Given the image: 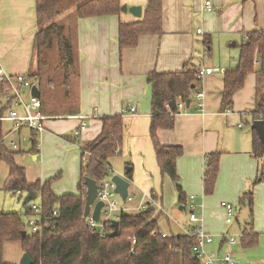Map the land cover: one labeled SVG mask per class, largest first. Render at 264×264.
<instances>
[{"label":"crops","instance_id":"0c3cea01","mask_svg":"<svg viewBox=\"0 0 264 264\" xmlns=\"http://www.w3.org/2000/svg\"><path fill=\"white\" fill-rule=\"evenodd\" d=\"M120 1L127 7L140 6L142 13L147 2ZM161 1V33L142 34L134 48L121 52L118 51L119 23L132 22L142 14L135 17L122 11L119 15L76 18L75 7L59 14L57 17L64 22L65 34L74 46L79 74L72 78L74 88L59 90L61 80L55 83L53 73L45 66L46 73L41 77L48 102L47 108L43 104L45 111L41 112L51 118L44 122V130L33 134L34 131L22 128L16 134L7 135L9 129H5L3 123L8 121H0L1 139L7 137L2 140L10 149H13L11 140L17 141V149H13L17 152L14 160L24 168L28 183L40 181L43 184L59 175L51 185L52 191L56 195L78 194L82 143L100 133L101 117L122 115V111L135 104V114L123 116L122 152L118 155L120 158L115 156L109 160L111 170L115 166V171L126 177V170L131 169L130 186L138 195L142 191H153L162 197L163 203L167 194L168 199L177 203L180 215L186 213L188 196L194 194L198 212L202 221L204 219L202 227L206 233L214 235H211V242L204 244L206 251L232 249L233 262L224 264H264V182L253 188L251 220L248 204L238 202L256 177L259 165V161L250 155L251 125L256 120L253 113L257 100L254 73L246 77L243 87L233 95L231 110L221 109L223 73L236 65L244 33L264 31V0H210L211 11L202 8L206 0ZM37 30L35 0H0V69L11 75L39 72L34 50ZM205 37H209V46L203 44ZM214 54L228 57L222 62L216 61L212 58ZM207 67L218 70L200 78L198 92H202L203 97L191 96L189 107L178 97L174 102V127L157 130V139L162 145L183 149L176 160V171L185 195L181 204L173 182L160 174L156 162L149 135L151 88L146 77L150 72H178L184 68L198 72ZM28 94L24 91L26 99ZM72 108L76 112L71 111ZM0 114H3L1 101ZM77 115L85 116L87 123L78 137L74 135L79 122ZM216 151L221 153L216 186L211 195L203 196L201 202L206 155ZM262 162L264 164V156ZM112 173L108 177H112ZM8 174L7 164L0 160V189H3ZM22 194L26 195L23 192L11 195L20 201ZM23 199L21 211L24 210ZM225 201L236 204L230 217L221 206ZM199 202L203 207H199ZM232 217L235 221H226ZM166 221L171 223L168 217ZM172 224L176 229L184 230L177 233H186L193 225L189 221L185 225L178 224L176 220ZM248 225L258 233L256 246L249 249L241 247V243H228L229 233H241ZM220 234L221 238L218 237ZM238 244L240 247L233 248ZM244 257H248L247 262ZM250 258L253 259L250 261Z\"/></svg>","mask_w":264,"mask_h":264},{"label":"trees","instance_id":"16d2710c","mask_svg":"<svg viewBox=\"0 0 264 264\" xmlns=\"http://www.w3.org/2000/svg\"><path fill=\"white\" fill-rule=\"evenodd\" d=\"M71 7H75L76 18L119 15L122 12L120 0H35L38 30L34 36V50L39 72L29 73L27 76L34 80L41 91L39 97L41 111H45L43 104L47 108V101L43 98L45 95L43 76L41 77L46 73L47 51L53 46L56 47L59 59L56 69L63 78L61 83L65 85V91H70L73 87L72 78L74 75L75 77L79 75L72 41L65 34L63 23L54 20ZM161 14L162 1L147 0L141 18L132 22H120L118 51L134 48L142 34L161 33ZM203 44L210 45L209 37L204 38ZM252 73L256 75L257 98L253 118L261 119L264 113V31L262 30L244 33L239 43L236 65L223 73L222 110H231L233 95L243 87L246 77ZM200 80L196 70L185 68L178 72H150L146 77L151 88L152 115L149 135L156 162L160 174L167 176L173 182L181 204L185 201V195L176 171V160L182 155L183 149L181 146L162 145L157 139V130L174 127L176 110L175 106L171 107L170 102H175L178 97L186 101L193 96L199 90ZM5 110L6 108L3 107V114ZM71 111L76 112V109L72 108ZM100 120L102 122L100 133L81 145L78 194L56 195L51 185L59 175L46 180L43 184L40 181L28 183L24 168L17 165L14 160L17 152L10 149L0 135V160H3L9 168L3 189L11 194L35 193L39 197L42 212L47 217L46 225L41 231L33 235L25 234L23 237L21 232L27 228L24 219L33 214L30 207L33 201L24 204V210L21 212H1L0 264H13L3 260L6 241H18L23 252L31 258V264H203L199 255L193 251V247L197 244L196 237L187 233L162 231L159 221L163 213L153 207L133 213L121 211L118 217V233L114 237L108 235L98 237L87 228L86 219L83 217L84 178L90 177L99 183L110 175L112 170L109 167V160L121 154L125 134V123L121 114L103 116ZM220 155L218 151L206 155L202 175L203 196L211 195L215 189L220 169ZM250 155L259 161L257 175L251 180L249 188L241 194L238 202L248 204L251 220L253 188L257 183L264 182L262 162L264 150L254 129H252ZM131 175L132 170H126L128 180ZM149 193L154 201L162 204L161 196L153 191ZM54 210L57 212L55 216H53ZM241 233L243 248L258 243V233L253 230L252 225H248Z\"/></svg>","mask_w":264,"mask_h":264},{"label":"built area","instance_id":"2783aa9c","mask_svg":"<svg viewBox=\"0 0 264 264\" xmlns=\"http://www.w3.org/2000/svg\"><path fill=\"white\" fill-rule=\"evenodd\" d=\"M202 8L207 11H211L213 9L212 2H210V0H206ZM197 32L201 33V30L198 29ZM217 70V68L211 67L201 68L198 70L197 76L201 78L203 75ZM33 85H35L34 80L27 75H11L0 69V101L3 107L6 108L4 114L0 115V121H9L12 123V127L7 135L16 134L17 131L22 129V127H26L36 133H41L44 130V122L47 118H51L41 112V102L39 97L31 95V87ZM24 90L29 92V97L27 99L24 97ZM195 97L197 99H201L203 97V93H195ZM135 112L136 106L133 104L129 108L122 111V116L128 114L134 115ZM76 118L79 119V122L74 131V135L78 137L81 132L86 129L87 123L85 116L83 115H77ZM261 119L264 122V113ZM4 138H6V136L2 139ZM10 145L13 149H17V141L15 139L11 140ZM87 155L88 153L86 152V156ZM115 188L116 185L111 178H105L97 183L96 198L90 207L88 215L85 217L87 228L98 237H105L112 231L113 227L111 222L112 220H118L121 211H144L148 207H153L157 211H161L162 209L161 205L152 199L150 193L145 191L141 192L139 200L136 204L130 206L133 198L138 194L130 191V188L128 187L126 199L125 201H122L118 193L115 192ZM195 199L194 195H189L187 199L188 221L193 225L186 230V233L196 237L197 244L193 247V251L197 253L200 258H202V262L204 264H216L218 261L213 255L202 256L204 244L211 242L212 237L210 234L205 232L201 224V218L194 212L198 207L195 203ZM98 201L102 202V207L100 208L98 220H94L92 217L93 206ZM120 201L123 202V205L120 204ZM221 206L224 207L230 217V214L233 211V205L222 202ZM30 207L33 214L27 216V228L25 231L26 234L33 235L41 231L43 226L46 225L47 217L42 212L39 202H33ZM199 207H203V204L200 203ZM56 214L57 212L54 210L53 216ZM226 221L229 222L230 218H227ZM164 235L165 233H163V236ZM239 237L240 239H243L242 233ZM227 241L230 244H234L236 242L232 235H230V237L228 236ZM219 262L220 264L230 262V254L226 253L223 259L219 260Z\"/></svg>","mask_w":264,"mask_h":264},{"label":"rangeland","instance_id":"374dc122","mask_svg":"<svg viewBox=\"0 0 264 264\" xmlns=\"http://www.w3.org/2000/svg\"><path fill=\"white\" fill-rule=\"evenodd\" d=\"M58 17H55L54 20L55 21H59V22L63 23V25H64V22L62 20H59ZM227 57H228L227 55L222 56V55H218V54H214L212 56V58L214 60L221 61V62L223 60H226ZM58 60L59 59H58V56H57L56 47L53 46L49 51H47V64H46V67L48 69V72L54 73L55 83L57 81H60L61 79L63 80V78H61V74L60 73H57L56 66H57ZM64 86L65 85L62 84L61 87L59 88V90H62L63 91ZM45 87H47V86L45 85ZM73 88H74V85H73ZM73 88H72V91H73ZM44 99L48 102V97L46 96V94L44 95ZM4 122H7V121H4ZM3 126H4L5 129H11L12 123L8 121V123H3ZM245 127L248 128L249 125H246ZM22 128H23V130H27L26 127H22ZM39 146H40V143H39ZM116 157H117L116 159L120 158V156L119 157L116 156ZM119 166H121V165H119ZM112 170H113L112 172H113L114 175H116V174L117 175H120L121 174V173H118V171H115L116 170V167L115 166H114V168ZM107 178H111V177H107ZM56 180H58V179H56ZM130 191L136 192L133 189L132 186H130ZM192 195H194V194H192ZM25 196L26 195H23L22 194V197H21L20 201H17V197L16 196L11 195V193L9 194V192L5 191L4 189H0V213L1 212H7V211L21 212V209H22V199ZM253 196H254V193H253ZM138 200H139V195H136L133 198V201L130 203V206L135 205ZM202 200H203V195H201V197H200V201L201 202H202ZM33 202H39V197L37 196L33 200ZM225 203H229V204H231L233 206L235 205V207H236V204L235 203H231V202H227V201H225ZM120 204L123 205V202L120 201ZM199 204H200V202H199ZM161 206H162L161 211L163 213V216L161 217V219L159 221L160 229L162 231H164V232H170V231H172L173 233H177V231L183 230V229H178V228L176 229V227L173 226L172 222L174 220H176V222H178V224L185 225V223L188 221V212L186 211V213L184 212L182 215H180V213L177 210L178 209L177 203L176 202L174 203V202H172V200L168 199V195L167 194H166V197L165 198L163 197V203L161 204ZM198 210L199 209L197 208L194 212H195V214L198 217L201 218L202 215H200V213L198 212ZM127 212L128 213H133L134 211L129 210ZM235 213H236V211H235ZM244 213H246V210L245 209H244ZM166 217H168V219L171 221V223H167ZM202 218H201V220H202ZM230 219H232V220L235 221L234 217H232ZM24 221H26V218L24 219ZM202 222L204 223V219H203ZM202 222H201V224H202ZM222 230H223V228H222ZM223 233H225V231H223ZM240 234L241 233H229L228 235H229V237H230V235H232L235 238L236 243H241V247H243L242 246V239H240V237H239ZM210 235H213V234L211 233ZM213 237H214V235H213ZM218 237L221 238V234L218 235ZM205 246H206V244H205ZM224 246H226V245H224ZM238 247H240V244H238L237 246H235L233 248L236 249ZM249 249H251V248H249ZM246 250H245V253H247ZM23 253L24 252H23V250H22V248L20 246V243L18 241H6L5 244H4L3 260L5 262H9V263H13V264H19L20 259H21L22 255H23ZM226 253H229L230 254V262H233V260H234L233 259L234 252L232 251V249H229V248H225L221 252L214 251V252L208 253L206 251L205 247H204L203 248V255L202 256H210V255H213L215 257V259L218 261L216 264H220L219 260L223 259V257L226 255ZM252 259L253 258H250V261ZM201 260H202V258H201ZM244 261L247 262L248 261V257H244ZM230 262H228V263H230Z\"/></svg>","mask_w":264,"mask_h":264},{"label":"water","instance_id":"95a60500","mask_svg":"<svg viewBox=\"0 0 264 264\" xmlns=\"http://www.w3.org/2000/svg\"><path fill=\"white\" fill-rule=\"evenodd\" d=\"M121 11L123 12H129L135 17H140L142 14V8L140 6H129L122 5ZM31 95L35 97H39L40 93L36 85H33L31 87ZM186 107H189L190 104V98H187L185 101ZM171 107H174V101L170 102ZM251 128L254 129L259 136L264 150V122L262 119H256L252 122ZM111 180L115 183L116 188L115 192L118 193V195L121 197L122 201H125L127 196L128 187L130 185L129 180L123 175H113L111 177ZM84 186H85V204H84V210H83V217L85 218L90 210L91 205L93 204L96 194H97V183L94 179L90 177L84 178ZM36 198V194L33 192H29L23 199V204H27L30 201H33ZM102 207V202L98 201L93 206V212L92 217L94 220H98L100 208ZM112 231L108 234L109 237H114L118 233V227H119V221L118 220H112ZM22 236L24 237L26 234V231L23 230L21 232ZM31 258L27 253H23L19 264H31Z\"/></svg>","mask_w":264,"mask_h":264}]
</instances>
